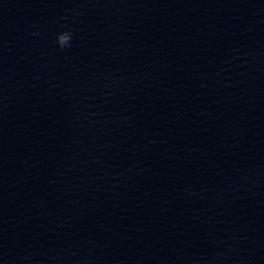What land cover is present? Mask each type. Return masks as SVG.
Listing matches in <instances>:
<instances>
[{
	"label": "clouds",
	"instance_id": "9594fccd",
	"mask_svg": "<svg viewBox=\"0 0 264 264\" xmlns=\"http://www.w3.org/2000/svg\"><path fill=\"white\" fill-rule=\"evenodd\" d=\"M72 33L70 31H64L57 35L56 41L61 49L71 46Z\"/></svg>",
	"mask_w": 264,
	"mask_h": 264
}]
</instances>
